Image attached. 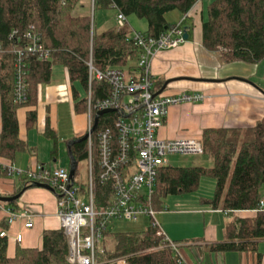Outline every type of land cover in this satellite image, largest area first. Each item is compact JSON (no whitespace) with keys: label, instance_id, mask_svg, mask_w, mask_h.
<instances>
[{"label":"trees","instance_id":"trees-1","mask_svg":"<svg viewBox=\"0 0 264 264\" xmlns=\"http://www.w3.org/2000/svg\"><path fill=\"white\" fill-rule=\"evenodd\" d=\"M197 0H92L94 9L114 8L126 16L131 14L146 22L148 36H157L169 23L165 15L178 11L185 15ZM81 0H0V154L13 158L15 152L27 148L19 139L17 108L36 102L37 86L48 83L54 65L65 68L70 82L77 81L87 92L88 64L101 71L113 67L125 68L136 59L139 49L126 41L132 29L126 24L97 29L91 14L80 9ZM15 31L12 37L9 35ZM39 37L49 51L48 58L25 54V101H14L16 51L29 41L27 33ZM202 45L215 53L224 63L243 61L258 63L264 59V0H212L202 22ZM132 66V65H131ZM73 86V85H72ZM92 100L106 97L110 88L105 80L93 79ZM156 91L161 87L155 84ZM76 111H87V97L79 98L73 87ZM114 113L99 116L98 127L113 128ZM35 111H27V127L33 125ZM47 134L56 142L54 134ZM82 136V135H81ZM80 136V137H81ZM71 140V139H70ZM70 140H67L68 143ZM203 153L210 160L204 165H166L158 169L152 203L163 210L168 196L197 190L202 177L214 180L213 194L201 201L225 214L240 210L254 211L251 217L235 216L225 225V239L209 245L216 252L255 250L264 239V209H258L264 198V116L247 128L215 127L202 131ZM71 153L76 162L87 158V142H75ZM93 181L96 207L112 200V183L99 178V165L94 146ZM4 173V167H2ZM77 174V167L73 176ZM31 181L25 180L24 187ZM44 183V182H43ZM84 186L83 184H79ZM21 190V189H20ZM19 189L12 195L18 193ZM10 205L13 202H1ZM4 226H6L4 221ZM111 242L112 248H106ZM178 244V242L174 241ZM7 240L0 236V264H71L69 243L63 227L44 230L40 248L17 247L15 255L7 256ZM128 264H182L157 228L149 223L139 231H114L108 225L96 248L98 264H117L118 258Z\"/></svg>","mask_w":264,"mask_h":264},{"label":"crops","instance_id":"crops-1","mask_svg":"<svg viewBox=\"0 0 264 264\" xmlns=\"http://www.w3.org/2000/svg\"><path fill=\"white\" fill-rule=\"evenodd\" d=\"M211 1L202 0L198 8L191 9L185 18L180 13L175 20L167 17L171 12L165 15L169 23L184 18L185 25L188 27V38L177 48L162 50L152 59L151 69L155 84L160 83L162 86L167 82L161 92L165 95L202 93L205 98L199 102L171 105L158 131L163 139L201 140L202 131L205 128H247L254 126L264 116L263 64L238 60L224 63L215 53L209 52L202 45V22L206 18L207 6ZM126 24L129 26L128 21ZM54 75L53 73L48 83L37 86L35 104L21 106L16 110L19 139L27 144V148L15 152L11 159L0 154V195H12L25 186L26 180L24 176L7 175L2 167L13 165L21 170H28L36 164L46 167L60 165L56 162L59 140L66 138V142L86 132L87 113L75 110L73 95L72 111L80 117L74 120L75 124L63 125L60 122L56 95L62 89L54 81ZM59 86H63V94L68 101L70 96L66 82ZM70 86L72 94L74 86L72 84ZM29 110L35 111V121L32 126L27 127L26 116ZM47 128L56 137L53 149H51V137L47 134ZM210 165L211 161H207L206 166ZM64 167L69 169L67 166ZM204 178L206 177L201 178L199 187L202 182L208 183L207 179L203 181ZM212 194L213 191L204 194L196 193L195 190L191 195L180 194L184 197L168 196L166 200L170 207L157 214L166 236L178 242L183 263L264 264V239L259 241L255 250L216 252L210 249L211 243L225 239L224 230L228 221L235 216L251 217L255 214L254 211L249 210L225 214L220 209H212L201 201L203 198H210ZM180 201L182 203L185 201V206H178ZM6 209L16 212L26 211L32 220V227H25L23 218H17L11 225L4 226ZM60 227L56 196L49 189L28 186L12 204L6 205L0 202V229L6 231V253L10 258L15 255L17 247L40 248L43 231ZM18 233L22 234V240L19 242L15 238Z\"/></svg>","mask_w":264,"mask_h":264},{"label":"built area","instance_id":"built-area-1","mask_svg":"<svg viewBox=\"0 0 264 264\" xmlns=\"http://www.w3.org/2000/svg\"><path fill=\"white\" fill-rule=\"evenodd\" d=\"M202 0H197L191 9L198 8ZM190 9V10H191ZM190 10L188 13H190ZM187 15V14H186ZM185 15V16H186ZM185 18V17H184ZM184 18L166 27L157 36H148L132 30L126 41L139 49L132 66L113 67L104 71L96 69L91 60L88 64L87 97V183L80 186L71 182L69 169L53 165L46 167L36 164L28 170H21L13 165H5L7 175L24 176L26 180L49 184L56 196L57 215L61 227L68 238L71 264H98L96 248L102 240L103 230L112 220L131 219L139 216L149 217V224L157 228L175 252L178 262L183 263L179 244L170 240L163 231L157 218L161 211L154 208L152 195L159 168L169 165L167 157L172 154H202L203 145L196 138L163 139L158 131L167 117L168 109L177 103L199 102L205 98L202 93H182L177 96L159 93L151 69L152 59L162 50L177 48L185 39L188 27ZM116 25H126V15L116 10ZM13 31L9 37L14 35ZM29 41L24 49L16 51L14 101H25V54H36L39 59L48 58L49 51L40 43L39 37L27 33ZM105 80L109 85L106 97L93 102L92 80ZM112 109L113 128L100 127L94 137L89 132L95 113L99 110ZM94 146L99 165V178L102 182H111L112 200L106 206L96 207L93 161ZM258 209H264L261 198ZM5 224L9 226L17 218L25 219L24 226L32 227L30 215L26 211L16 212L6 209ZM0 236L6 237V231L0 229ZM16 241L22 240V234L16 235ZM117 264H128L124 258H118Z\"/></svg>","mask_w":264,"mask_h":264},{"label":"rangeland","instance_id":"rangeland-1","mask_svg":"<svg viewBox=\"0 0 264 264\" xmlns=\"http://www.w3.org/2000/svg\"><path fill=\"white\" fill-rule=\"evenodd\" d=\"M82 6L80 9L83 11H86L87 13L91 14L92 20L95 24V27L97 29H103L107 28L109 26L114 25L115 17H116V9L108 7V8H101L97 7L94 9L92 0H81ZM177 15H179L178 11H172L171 14H169L170 20H175L177 18ZM127 21L129 22V26L132 30L143 32V30L147 27L146 22L144 19H140L137 16L131 14L129 16H126ZM178 22V21H177ZM176 23V22H174ZM146 30V29H145ZM135 59L129 61V65L134 64ZM263 64L264 66V59L259 62L258 65ZM53 73L54 75V81L58 83V87H60L62 90H59L56 95V99L58 101V113H59V120L62 122L63 125L70 123V125L73 123L75 124L74 120L78 119V115H76L72 111L73 107V99L71 94V84L74 86V88L77 90L79 94V98H83L86 96V91L84 88L77 82H70L66 70L61 65H54L53 67ZM257 80H259L257 78ZM68 86L69 96L70 99L68 101L65 100V96L63 94V86H59V84L65 83ZM71 108V109H69ZM83 117V116H82ZM84 118L86 119L85 115ZM66 138L59 140L58 142V156H57V163L62 166L69 167L70 165V156L67 150V143L65 142ZM201 141V140H200ZM202 143V141H201ZM54 147V141L51 138V149ZM168 161L171 165H207V161H211L210 158L206 154H172L167 157ZM88 178V172H87V161L82 160L77 163V174L75 175V181L78 184H86ZM208 180V183L202 182V185L197 188L196 193H207L213 191V179L212 178H204ZM195 192V191H194ZM194 192L189 193H183V195H191ZM206 196V195H205ZM170 197H184L181 195H172ZM179 199V198H178ZM183 204V205H182ZM185 201L178 204V206H185ZM170 207V204L167 200L164 201V208L167 209ZM149 223V217L147 216H139L136 220L131 219H120V220H112L108 223L109 228H113L114 231H139L144 228ZM106 248L111 249L112 245L111 242H109V246L106 245ZM181 249V248H180ZM122 258V257H121ZM185 264V263H182Z\"/></svg>","mask_w":264,"mask_h":264},{"label":"water","instance_id":"water-1","mask_svg":"<svg viewBox=\"0 0 264 264\" xmlns=\"http://www.w3.org/2000/svg\"><path fill=\"white\" fill-rule=\"evenodd\" d=\"M188 38V33L185 32L184 33V39L186 40ZM167 85V82H165L160 89H158L156 92H155V95H158L159 93H161L163 91V89L166 87ZM262 93L264 94V90H262ZM112 109H104V110H99L95 113V116H94V121H93V125L90 129L89 132H92L95 127L97 126V123H98V119H99V116L102 115L103 113L105 112H109L111 111ZM88 137V132H85L81 137H77L75 139H71L68 143H67V148H68V153H69V156H70V165H69V176H70V179H71V182L73 181V176H74V173H75V169L77 167V162L75 160V158L72 156V153H71V145L75 142H79V141H84L86 138ZM30 187H43V188H46V189H49L51 190L53 193H54V190L53 188L47 184V183H43V182H38V181H32L30 184H29ZM28 187V186H27ZM26 189V187H23L20 192L14 194V195H0V202H13L15 201L17 198H19V196L21 195V193Z\"/></svg>","mask_w":264,"mask_h":264},{"label":"bare ground","instance_id":"bare-ground-1","mask_svg":"<svg viewBox=\"0 0 264 264\" xmlns=\"http://www.w3.org/2000/svg\"><path fill=\"white\" fill-rule=\"evenodd\" d=\"M95 136V135H94Z\"/></svg>","mask_w":264,"mask_h":264}]
</instances>
